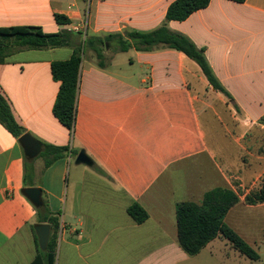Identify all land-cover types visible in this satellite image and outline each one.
Returning <instances> with one entry per match:
<instances>
[{
  "label": "crops",
  "instance_id": "0c3cea01",
  "mask_svg": "<svg viewBox=\"0 0 264 264\" xmlns=\"http://www.w3.org/2000/svg\"><path fill=\"white\" fill-rule=\"evenodd\" d=\"M172 1L0 0V27L70 30L81 39L149 32L164 24L204 50L232 98L213 90L196 63L171 48L104 50V68L86 50L70 131L53 115L59 83L50 64L69 59L71 49L6 57L0 94L23 132L15 136L0 123V264H30L36 255L37 210L23 193L29 187L40 190L41 202L59 222L53 264L264 260V203L243 202L264 178V0H210L183 21H166ZM55 14L69 23H56ZM24 134L39 144L34 157L24 153ZM44 145L66 150L45 166ZM81 151L91 166L75 164ZM216 188L239 196L224 221L260 251L258 260L223 237L192 256L180 247L176 205L200 204ZM133 203L147 212L142 223L127 213Z\"/></svg>",
  "mask_w": 264,
  "mask_h": 264
},
{
  "label": "trees",
  "instance_id": "16d2710c",
  "mask_svg": "<svg viewBox=\"0 0 264 264\" xmlns=\"http://www.w3.org/2000/svg\"><path fill=\"white\" fill-rule=\"evenodd\" d=\"M89 3L90 0H83ZM210 0H174L167 7L166 21H183L193 12L205 8ZM244 2L245 0H231ZM54 20L59 24H67L69 20L63 15L55 14ZM70 48L69 59L53 61L50 71L54 81L59 83L58 92L53 104V115L67 129L72 131L75 119V101L78 90L80 63L86 50H91L97 65L104 68L107 58L104 50L113 53L126 52L130 48L137 51H150L158 48L174 49L192 60L201 70L213 90L220 92L229 100V93L220 85L214 76L202 48H197L186 36L170 31L164 24L149 32L128 31L124 35L109 34L105 36H85L70 30L45 33L41 27L34 25H17L0 27V63L13 53L23 50H43L51 48ZM238 109L237 106H235ZM264 124V115L259 119ZM0 123L15 136L22 134V128L15 122L10 107L0 94ZM64 147L44 145L43 157L45 166L63 155ZM52 155L51 157H48ZM239 201V196L229 189H212L204 194L200 204L180 202L176 205L177 237L180 247L189 255L197 254L206 244L216 237L225 238L230 245L250 260H258L259 254L247 244L224 221L228 210ZM246 205L264 203V178L258 189L249 191L243 197ZM37 222L48 223L50 234L45 250H41L37 237L36 255L30 264H53L55 239L59 228L58 219L52 216L45 204L36 207ZM127 213L137 222L147 219V212L133 203ZM33 229V228H32Z\"/></svg>",
  "mask_w": 264,
  "mask_h": 264
},
{
  "label": "water",
  "instance_id": "95a60500",
  "mask_svg": "<svg viewBox=\"0 0 264 264\" xmlns=\"http://www.w3.org/2000/svg\"><path fill=\"white\" fill-rule=\"evenodd\" d=\"M20 143L23 147L24 153L28 157H34L39 151L38 142L33 139L30 135L24 134L20 137ZM75 164H84L87 166L92 165L91 159L87 157L82 151L79 152L75 158ZM23 193L36 207H40L41 202V192L36 187L24 188ZM35 235L37 237L38 245L41 250H45L46 244L50 234V227L46 223H36L33 226Z\"/></svg>",
  "mask_w": 264,
  "mask_h": 264
},
{
  "label": "rangeland",
  "instance_id": "374dc122",
  "mask_svg": "<svg viewBox=\"0 0 264 264\" xmlns=\"http://www.w3.org/2000/svg\"><path fill=\"white\" fill-rule=\"evenodd\" d=\"M261 251H263V248L260 249ZM260 251H258L259 253ZM246 259V258H245ZM246 261V260H245ZM260 264H264V260L260 262Z\"/></svg>",
  "mask_w": 264,
  "mask_h": 264
}]
</instances>
